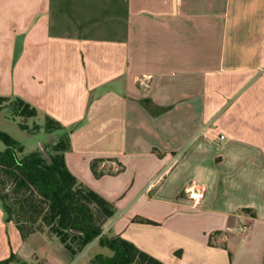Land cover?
Here are the masks:
<instances>
[{"label": "crops", "instance_id": "obj_1", "mask_svg": "<svg viewBox=\"0 0 264 264\" xmlns=\"http://www.w3.org/2000/svg\"><path fill=\"white\" fill-rule=\"evenodd\" d=\"M0 95L73 128L69 169L117 209L105 234L167 264H264V0H0ZM96 245L24 237L0 203V264Z\"/></svg>", "mask_w": 264, "mask_h": 264}, {"label": "trees", "instance_id": "obj_2", "mask_svg": "<svg viewBox=\"0 0 264 264\" xmlns=\"http://www.w3.org/2000/svg\"><path fill=\"white\" fill-rule=\"evenodd\" d=\"M9 107L13 116L27 120L38 116V110L23 98L0 95V111ZM44 129L60 133L51 143L34 151L8 132L0 130V203L9 221H14L25 237L47 228L73 254L97 240L111 253H98L90 264H167L121 235L104 233L106 221L115 215V204L96 190L79 181L69 169L65 152L70 149L72 127L46 115L44 124L35 123L31 130ZM96 176L97 162L92 163ZM140 222L152 223L141 219ZM20 259L12 254L5 262Z\"/></svg>", "mask_w": 264, "mask_h": 264}, {"label": "rangeland", "instance_id": "obj_3", "mask_svg": "<svg viewBox=\"0 0 264 264\" xmlns=\"http://www.w3.org/2000/svg\"><path fill=\"white\" fill-rule=\"evenodd\" d=\"M45 121V115H38L36 117H31L27 120H24L22 117L13 116L12 110L9 107H5L0 111V130L8 132L14 138L18 139L25 146L26 153L34 151L37 148H41V145L46 146L47 144L54 141L56 139V136L59 135L60 132L58 130H53L52 132L48 133L44 129L32 130L35 123L44 124ZM20 123L27 124V126H29L32 131L23 129L20 126ZM0 147H4V144L1 141ZM166 168L167 167L165 166L160 167L161 170L159 169L160 171L150 183V188H152L153 186L155 187L162 180L165 175ZM98 250H102L103 252H106L108 254L111 253V251L107 247H101L99 245H96L91 250H87V253L92 254L93 251L96 252Z\"/></svg>", "mask_w": 264, "mask_h": 264}, {"label": "built area", "instance_id": "obj_4", "mask_svg": "<svg viewBox=\"0 0 264 264\" xmlns=\"http://www.w3.org/2000/svg\"><path fill=\"white\" fill-rule=\"evenodd\" d=\"M154 183H155V182H154ZM154 183H153V184H154ZM239 230H240L241 233H245V232L247 231V225H246V224H242V225L240 226V229H239Z\"/></svg>", "mask_w": 264, "mask_h": 264}, {"label": "water", "instance_id": "obj_5", "mask_svg": "<svg viewBox=\"0 0 264 264\" xmlns=\"http://www.w3.org/2000/svg\"><path fill=\"white\" fill-rule=\"evenodd\" d=\"M41 149L44 153H46V150L44 149V147L41 145Z\"/></svg>", "mask_w": 264, "mask_h": 264}]
</instances>
